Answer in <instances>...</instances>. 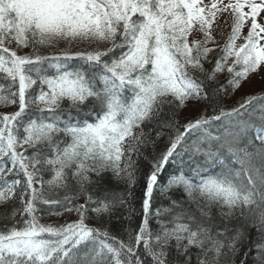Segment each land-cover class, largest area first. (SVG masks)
<instances>
[{
    "label": "snow or ice",
    "instance_id": "6c2138e0",
    "mask_svg": "<svg viewBox=\"0 0 264 264\" xmlns=\"http://www.w3.org/2000/svg\"><path fill=\"white\" fill-rule=\"evenodd\" d=\"M261 71L264 0H0V264H264V93L222 103Z\"/></svg>",
    "mask_w": 264,
    "mask_h": 264
},
{
    "label": "trees",
    "instance_id": "16d2710c",
    "mask_svg": "<svg viewBox=\"0 0 264 264\" xmlns=\"http://www.w3.org/2000/svg\"><path fill=\"white\" fill-rule=\"evenodd\" d=\"M67 45L64 43H60L56 49H49L47 50L44 54H49L50 52H54L57 51L58 49H63L66 48ZM86 47V45H73L72 46V50L75 51L77 49H82ZM25 51H30V50H25ZM220 81L224 82V76L221 75L220 76ZM2 82V81H0ZM264 93V91H263ZM255 95V94H253ZM229 97V98H228ZM228 97H226L223 100V104L225 106H234L238 101L242 100L243 97H236V98H232V94L229 95ZM202 107V112L205 109V105L204 104H200ZM66 106V105H65ZM17 110V106L16 105H10V106H6V107H0V113H9L12 111ZM209 114H211V111L209 110ZM178 120L180 125H183L181 122V118H180V113L178 116ZM148 129L145 128V131H147ZM164 134L162 135V137L159 139V141L157 142V144L155 145V148L153 149L152 145H149V147L145 150L144 155L140 157V163H139V168L135 174V184L131 189V205L132 207H134L136 209V212L133 213L131 219H124L123 217H121V219H117L116 217H113L111 220H109L108 218H105L103 221V224L105 227H107L111 233L114 236H117L119 238H122L124 240L128 239L127 236V232L131 231V230H136L138 229V225L143 217V213H142V201H143V192L146 188V177L147 174L150 172L151 170V163L150 160L148 159V157H151V155L153 154V151L155 152H160L164 149L165 144L167 143L168 139H169V131L167 129L163 130ZM153 137H155V131H153ZM135 159V157H134ZM16 178H20L17 176H12L10 177V179H16ZM50 178L49 176H45V179ZM124 187V185L120 186V189H122ZM118 189V190H120ZM59 195L62 197L63 196V192L59 193ZM74 203L77 204H83L84 203V197L81 196L79 197V199L74 200ZM167 204L168 201L167 199H165L164 197L161 196L159 189H156L154 192V196H153V200H152V210L153 212L155 211V209L157 207H159L161 204ZM12 203L9 202V204L5 205L4 207H0V213L3 212L4 208H8L9 210L12 207ZM15 206H19L18 202H16ZM38 215L41 216L40 220H44V221H52V220H57L59 218H62L64 216L69 217L70 215L74 216L72 218L76 219V213H65L62 216H48L46 214L43 213H38ZM117 215L119 216L120 214L117 213ZM126 215V214H125ZM87 223L90 226H100L99 221H97L96 219L92 218V216H89V219L87 221ZM152 227L155 228L156 224H155V220L152 221ZM253 238L255 239V233H253ZM243 258V253H241L240 256L236 257V264H239V260ZM193 261L195 264V257H193ZM248 264H252V256H249L248 258Z\"/></svg>",
    "mask_w": 264,
    "mask_h": 264
},
{
    "label": "rangeland",
    "instance_id": "374dc122",
    "mask_svg": "<svg viewBox=\"0 0 264 264\" xmlns=\"http://www.w3.org/2000/svg\"><path fill=\"white\" fill-rule=\"evenodd\" d=\"M228 29H225V32H227ZM218 40H221L219 36H217ZM63 43V42H61ZM264 91V71H261L260 74H252L247 80L243 81L240 88L236 90L235 92L232 93V97L236 98L237 96L239 97H246L249 95H257L260 93H263ZM229 98V97H228ZM202 106L200 104H196L195 102H190L188 106L180 111V118L182 124H185L188 122L189 119L195 118L202 112ZM74 216L70 215L69 217L64 216L62 218H59L57 220H52V221H42L40 220V223L42 224H53V225H62L66 222H70L72 220H75L72 218Z\"/></svg>",
    "mask_w": 264,
    "mask_h": 264
}]
</instances>
